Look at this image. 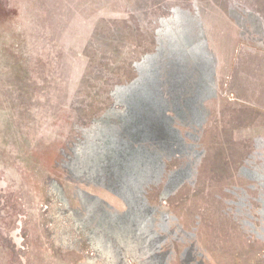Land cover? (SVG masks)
Instances as JSON below:
<instances>
[{
	"label": "rangeland",
	"instance_id": "1",
	"mask_svg": "<svg viewBox=\"0 0 264 264\" xmlns=\"http://www.w3.org/2000/svg\"><path fill=\"white\" fill-rule=\"evenodd\" d=\"M249 65L264 0H0V264H264Z\"/></svg>",
	"mask_w": 264,
	"mask_h": 264
},
{
	"label": "crops",
	"instance_id": "2",
	"mask_svg": "<svg viewBox=\"0 0 264 264\" xmlns=\"http://www.w3.org/2000/svg\"><path fill=\"white\" fill-rule=\"evenodd\" d=\"M247 70L251 72V73L247 72L250 76H246L245 73L242 71L239 74H237V76L235 77L239 80H243L242 81L243 83L239 81V87L237 90L239 95L237 94L236 99L241 103L248 104L250 106H253L257 110H259V111L261 110L262 112H264V98L262 100L263 104L257 102V101H259V99L256 96V94H257L256 87L259 85L255 81L253 82V80H252L253 78L256 79L255 74H254V72H256V71L253 70L252 65H249ZM256 84H257V86H256ZM240 89L242 90V92L240 91ZM263 91H264V83H263ZM240 95H246V97L249 98L250 100L254 101V103L248 102L247 100L243 99L244 97H241ZM258 96H259V93H258Z\"/></svg>",
	"mask_w": 264,
	"mask_h": 264
},
{
	"label": "trees",
	"instance_id": "3",
	"mask_svg": "<svg viewBox=\"0 0 264 264\" xmlns=\"http://www.w3.org/2000/svg\"><path fill=\"white\" fill-rule=\"evenodd\" d=\"M133 264H135V263H133Z\"/></svg>",
	"mask_w": 264,
	"mask_h": 264
}]
</instances>
